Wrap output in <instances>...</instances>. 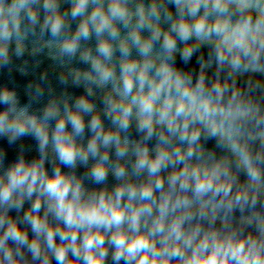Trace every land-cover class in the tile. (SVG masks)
<instances>
[{
  "label": "clouds",
  "instance_id": "9594fccd",
  "mask_svg": "<svg viewBox=\"0 0 264 264\" xmlns=\"http://www.w3.org/2000/svg\"><path fill=\"white\" fill-rule=\"evenodd\" d=\"M0 264H264V0H0Z\"/></svg>",
  "mask_w": 264,
  "mask_h": 264
}]
</instances>
